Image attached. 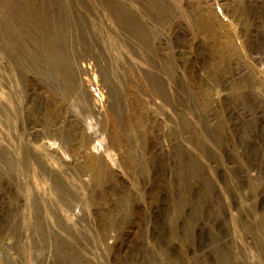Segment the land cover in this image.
I'll list each match as a JSON object with an SVG mask.
<instances>
[{"label": "rangeland", "instance_id": "obj_1", "mask_svg": "<svg viewBox=\"0 0 264 264\" xmlns=\"http://www.w3.org/2000/svg\"><path fill=\"white\" fill-rule=\"evenodd\" d=\"M0 264H264V0H0Z\"/></svg>", "mask_w": 264, "mask_h": 264}, {"label": "bare ground", "instance_id": "obj_2", "mask_svg": "<svg viewBox=\"0 0 264 264\" xmlns=\"http://www.w3.org/2000/svg\"><path fill=\"white\" fill-rule=\"evenodd\" d=\"M13 38V37H12Z\"/></svg>", "mask_w": 264, "mask_h": 264}]
</instances>
